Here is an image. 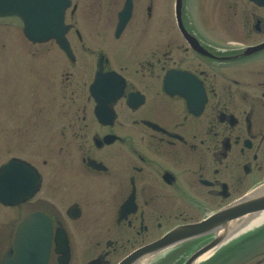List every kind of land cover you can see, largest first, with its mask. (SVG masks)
<instances>
[{"label": "flooded vegetation", "instance_id": "af4514ba", "mask_svg": "<svg viewBox=\"0 0 264 264\" xmlns=\"http://www.w3.org/2000/svg\"><path fill=\"white\" fill-rule=\"evenodd\" d=\"M72 5L73 57L39 43V64L29 57L16 83L0 61V173H10L8 193L11 173L36 187L23 202H0V264H119L264 182V0ZM15 159L24 170L1 171ZM46 220L48 261L41 234L18 236L25 221L32 231ZM255 235L209 264H264V232ZM213 238L188 240L186 256Z\"/></svg>", "mask_w": 264, "mask_h": 264}, {"label": "water", "instance_id": "95a60500", "mask_svg": "<svg viewBox=\"0 0 264 264\" xmlns=\"http://www.w3.org/2000/svg\"><path fill=\"white\" fill-rule=\"evenodd\" d=\"M70 0H0V24L20 28L34 42L56 39L68 50L64 23ZM131 8L122 14L123 25L130 16ZM26 193L15 192L16 200H23ZM264 212V184L233 206L223 209L205 221L175 229L160 241L147 246L125 260L122 264H140L145 258L175 247L202 235L214 236L213 240L194 253L185 264H196L200 257L223 246L233 235L250 225L254 215ZM47 231V235H46ZM43 230L49 244V230ZM49 248V246H48ZM47 248V250H48Z\"/></svg>", "mask_w": 264, "mask_h": 264}, {"label": "rangeland", "instance_id": "374dc122", "mask_svg": "<svg viewBox=\"0 0 264 264\" xmlns=\"http://www.w3.org/2000/svg\"><path fill=\"white\" fill-rule=\"evenodd\" d=\"M19 31H13L6 27H0V61L11 64L15 83L20 80H25L26 62L30 60L31 65L39 64V45L30 43ZM21 44V45H20ZM28 52V53H26ZM29 54V56H28ZM30 57V58H29ZM18 70V71H17ZM38 71H36V74ZM22 82V81H20ZM23 84V83H22ZM21 90L18 94L24 91V86H20ZM230 249V248H228Z\"/></svg>", "mask_w": 264, "mask_h": 264}, {"label": "bare ground", "instance_id": "6f19581e", "mask_svg": "<svg viewBox=\"0 0 264 264\" xmlns=\"http://www.w3.org/2000/svg\"><path fill=\"white\" fill-rule=\"evenodd\" d=\"M263 221H264V212H261V213H258V214L253 216L249 226L252 227L254 225H258V224L262 223ZM210 254H211V252L204 254L202 257L199 258L198 261H201V260L207 258Z\"/></svg>", "mask_w": 264, "mask_h": 264}]
</instances>
